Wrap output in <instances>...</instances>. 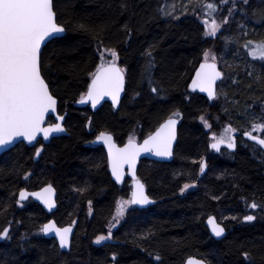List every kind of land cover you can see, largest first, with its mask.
I'll list each match as a JSON object with an SVG mask.
<instances>
[{"label": "trees", "instance_id": "1", "mask_svg": "<svg viewBox=\"0 0 264 264\" xmlns=\"http://www.w3.org/2000/svg\"><path fill=\"white\" fill-rule=\"evenodd\" d=\"M171 3L53 0L56 22L66 31L43 47L41 75L58 100V113L66 111L67 134L45 145L20 142L0 156V232L10 230L9 238L0 241V264H183L189 256L207 264H264V209L249 207L253 202L264 206V153L242 137L234 150L213 152L200 121L205 117L217 132L229 124L264 138V132L253 129L264 124V59L250 57L243 47L264 42V0L247 5L236 0V7H223L227 21L214 38L205 36L200 17H173ZM210 47L225 72L211 101L188 89ZM101 48L117 53L125 73L124 95L117 109L105 102L91 113L72 103L100 65ZM148 52L154 65L151 83L142 74ZM170 116L179 118L172 159H143L137 167L155 203L130 206L111 225L116 202L129 195L130 183L127 178L121 186L112 181L103 148L91 143L94 134L107 130L118 143L132 134L140 139ZM203 158L206 171L199 176ZM48 183L57 193L52 214L30 199L17 200L22 188ZM210 215L226 229L219 240L205 226ZM246 215L256 219L244 221ZM49 218L58 226L74 225L68 251L43 237L41 227ZM109 233L110 239L94 242Z\"/></svg>", "mask_w": 264, "mask_h": 264}, {"label": "snow or ice", "instance_id": "2", "mask_svg": "<svg viewBox=\"0 0 264 264\" xmlns=\"http://www.w3.org/2000/svg\"><path fill=\"white\" fill-rule=\"evenodd\" d=\"M243 3L247 5L249 0H243ZM205 7L211 12L216 9V5L211 2L207 3ZM233 7H236L235 3ZM164 14L169 15L170 13ZM226 21L227 18H225ZM204 23L206 24V34L211 36H215L221 27L215 20L210 25H208L206 20ZM78 28L85 31L88 30L84 24L78 25ZM65 31L66 28L59 26L55 21L53 0H0V146L12 141L17 136H23L28 141H32L35 139L36 134L41 131L45 138L50 133L64 131L59 123L48 128L41 127L45 113L50 109L55 110L56 100L50 94L48 85L41 75L40 49L41 42L46 37L49 40L56 39L59 38L58 34ZM251 43V41L248 42V44ZM109 51L113 61H115L117 53L114 50ZM253 53H258L259 57L264 59V42L256 45ZM146 55L149 59L142 74H147L149 83H151V69L154 65L150 59L151 52ZM208 55L209 53L205 52L206 58ZM212 59L215 60V57L213 56ZM220 76L221 73L217 71L215 63H201L191 86L193 88L199 87L201 91H207L209 98H213L215 95L213 84ZM123 84L122 70L116 67L115 63L107 66L100 64L92 74V82L88 86L86 97L95 105L100 97L109 95L115 105L118 102ZM151 91L155 93L158 89L153 87ZM58 119L62 120L63 117ZM175 123L176 121L173 119L166 121L139 148L130 139L123 149H117L112 143L111 136L101 133L97 139L103 140L108 146L109 165L116 179L118 181L121 179L122 166L127 163L131 167L140 151H154L158 156L172 155L171 148L172 140L175 136ZM253 129L264 132V124H253ZM228 131L230 132L231 129H228ZM245 135L261 147H264V138L248 132ZM224 142L225 140L221 138L217 143H213L211 147L218 149L219 144ZM227 146L234 148L235 143L229 139ZM40 151L41 149H37V154ZM204 168L205 164L201 162V172L204 171ZM184 187L188 188L190 185L186 184ZM183 190L181 189V191ZM43 191L50 193L52 191L51 186ZM25 196L26 193L21 190L20 198L24 199ZM44 202L48 207L53 206V202L49 198H45ZM126 203H150L148 197L144 194L142 184L137 183V190L133 193L132 200ZM124 207V203H118V216L123 215ZM249 207L252 209L261 207L264 209V206L257 205L255 202L251 203ZM243 219L251 222L256 217L254 215H246ZM209 224L215 236L220 237L225 232V229L217 224L213 217H209ZM52 230L55 231L60 247L67 248L71 229L57 228L51 221L41 228L43 233H48ZM9 231V228H5L0 232V239H8ZM110 238L111 233L108 236H97L94 242L100 244L101 241ZM245 258H248L247 254H245ZM113 259H115V255ZM186 264H204V262L189 258Z\"/></svg>", "mask_w": 264, "mask_h": 264}, {"label": "water", "instance_id": "3", "mask_svg": "<svg viewBox=\"0 0 264 264\" xmlns=\"http://www.w3.org/2000/svg\"><path fill=\"white\" fill-rule=\"evenodd\" d=\"M55 21H56V16H55ZM56 23H57V22H56ZM57 24H58V23H57ZM58 25H59V24H58ZM59 26H61V25H59ZM63 35H64V33L58 34L59 37H62ZM49 41H51V40H49V38L46 37L45 40L41 42L40 56H41V52H42L43 47H44ZM201 63H214V62H211V61H202V62H200V63L198 64V66L196 67V69L194 70V72H193V75H192V77H191V79H190V81H189V83H188V88H189V90L194 91V92H197V93L201 94L202 96L206 97L207 99L211 100L212 98H209V94H208L207 91H201L199 87L193 88V87L191 86V85H192V81H193V79L196 77V72H197V70L199 69ZM110 64H111V63H110ZM107 65H108V64H106L105 66H107ZM115 65H116V67H118L119 69H121L120 66H119L117 63H115ZM216 68H217V71H219V72L221 73V76H220L219 78H217V80H216V81L214 82V84H213V90H214V93H215V85H216V84L221 80V78H222V72H221V70L218 68L217 65H216ZM121 70H122V69H121ZM122 75H123V77H124V84H123V88H122V90L120 91L118 102H117L115 105L113 104L112 97L109 96V95H105V96L100 97L99 100H98V102L95 103V105L92 103L91 100L87 99V97H86V93H87V91H88V86H89V84H91V82H92V77H91V79H90V81H89V83H88V86H87V89H86L84 95H83L80 99L74 101V102L72 103V106L77 107V108L87 106V107L89 108L90 112H91V113H94V112L97 110V108H98L101 104H103L104 102H108V103H110V104L113 106L114 109H117L118 106H119V104H120V101H121V99L123 98V95H124L125 75H124V72H123V71H122ZM42 78H43V77H42ZM43 79H44V78H43ZM45 83H46V81H45ZM46 84H47V83H46ZM47 85H48V84H47ZM48 88H49V87H48ZM49 92H50V90H49ZM50 94H51V93H50ZM51 95H52V94H51ZM52 96H53V95H52ZM53 98L56 100L55 110H51V109H50L47 113H45L44 121L42 122L41 127H42V128H48V127H50V126H52V125H54V124L59 123V124H61V126L63 127L64 131H62V132H53V133H50L49 136H48L47 138H45L43 132L41 131V132H38V133L36 134L35 139L32 140V141H28V140L25 139L23 136H17V137H14V138L12 139V141L6 143L5 145L0 146V155H2L3 153H5V152L8 151L9 149H11L15 144L20 143V142L24 143V144L27 145V146H33V145H35L38 141H40V142H42V143H44V144H47V143H48L53 137H58V136H62V135H66V134H67V132H66V130H65V127H64V120H65L66 111H64L63 114H58V112H57L58 100H57V98H55L54 96H53ZM49 117H52V118H53V122L50 123V124H49V123H46V122H47V119H48ZM59 117H63V119H62V120H61V119H58ZM169 119H173V120L176 121L175 126H174L175 136H174V139L172 140V148H171L172 155H170V156H158V155L155 154L154 151H140L139 154L135 157L134 164H133L131 167H130L129 164H127V163H125V164L122 166V168H121V179H120L119 181H118V180L116 179V177L113 175V173H112V168H111L110 165H109L108 146L104 143L103 140H98L97 137H99L101 133H105L106 135L111 136V138H112V143L115 145V147H116L117 149H123V148L125 147V145L128 144L129 140H126L125 142H123V143H121V144H118V143L114 140L113 135H112L110 132H107V131H100V132H97V133L95 134L94 138H93V141H92L93 144H94V145H99V146L103 147V149H104V152H105L106 157H107V166H108V171H109V174H110L111 179H112L116 184H118V185H121V183L123 182L125 176H127L128 178L131 179V200H132V198H133V193L137 190V183L143 185V183H142L141 180L138 178L137 173H136L137 166H138V163L140 162V160H142V159H149V160H154V161H158V162H165V161H170V160L172 159V156H173V149H174V146H175V143H176V138H177V128H178V124H179V119H178L177 117H168V118H166L165 120H163L160 124H158L157 127H156V128L150 133V134H148L147 136L143 137L141 140H139V141H137V140H132L133 143L139 148L140 146L143 145L144 141H145L150 135H154V134L157 132V130L160 129L161 125L165 124V122L168 121ZM89 121H90V120H88V122H87V126H88V124H89ZM245 133H246V132H245ZM245 133L242 134L243 137H244L245 139H248L249 141H251V142L257 144L255 141L249 139V137L246 136ZM248 133H249V132H248ZM231 140L234 142L233 138H231ZM215 143H217V142H215ZM227 143H228V142L221 143V144H219V147H220V146L228 147V146H227ZM211 145H212V144L209 145V149L214 150V151H217V150H218V149H214V148H212ZM257 145H258V144H257ZM258 146L264 151V147H261L260 145H258ZM219 147H218V148H219ZM230 149H233V148H230ZM202 162H203V163L205 164V166H206V161H205V160H202ZM204 172H205V168H204V171H203V172H200V176H202ZM49 186H51L52 191H51L50 193H49V192H44L43 190L46 189V188H48ZM22 190L26 193V196H25L24 199H21V198H20V192H21V190H20V191L18 192V196H17V198H18V200H19L20 202H24V201L27 200V198H30L33 202H35V203L38 204L41 208H43V210H44L46 213H48V214H52V213L55 211V209H56V191H55V188H54L51 184H46V185L40 187L39 189L32 190V191H30V190H26V189H22ZM143 191H144V194L148 197L150 203H147V204H133V205H135V206H137V207H141V208H143V207H147V206H149V205L155 203V201L152 200V199L147 195V193H146V191H145V187H144V185H143ZM36 194H40V195H36ZM45 198H49V199L53 202V206H52V207H48V206L46 205V203L44 202V199H45ZM209 217H213L214 220H215V222H216L217 224H219L221 227H223L224 229H225V227H224V225H223L222 223H220V222H218V221L216 220V218L214 217V215H210V216H208V217L205 219V226H206V228H207V230H208L210 236L213 237L215 240H219V239H221L222 237H224V235L226 234V229H225V232H224L220 237L215 236V235L212 233L211 225L209 224ZM50 221L53 222L57 228H61V229H63V228H70V229H71V232L69 233V246H68L67 248H61V247H60V245H59V240H58V238L56 237V234H55V231H54V230H52V231H50V232H48V233H43V232H42V235H43L45 238H47V239H54L55 242H56V244H57V246L59 247V249H60L61 251H68V250L70 249L71 240H72V236H73V233H74V226H73V225L58 226V225L55 223V221H54L53 218H50L49 220H47L43 225L48 224ZM42 227H43V226H42ZM1 240H3V239H0V241H1ZM189 258H193V259H195V260H200V261H203L204 264H207L203 259L198 258V257H194V256H189V257H187V258L185 259V261L183 262V264H186V262H187V260H188Z\"/></svg>", "mask_w": 264, "mask_h": 264}, {"label": "rangeland", "instance_id": "4", "mask_svg": "<svg viewBox=\"0 0 264 264\" xmlns=\"http://www.w3.org/2000/svg\"><path fill=\"white\" fill-rule=\"evenodd\" d=\"M174 1H175V4H174ZM239 1L243 3V0H239ZM171 2H172L171 3L172 5L168 9L173 17L179 18L185 15L191 14V15L200 17V19L203 22L206 20L208 22V25H210L211 22L215 20L216 23L221 25L220 29L217 31V34H218L219 31L222 30L224 23H225V18H226L225 14L227 11H223L222 10L223 7L226 6L227 9L233 7V4L236 2V0H223V2L222 0H171ZM210 2L216 5V9L214 12H211L205 7V5ZM164 8L165 6L163 7V9ZM204 25H205V36L208 38H214L217 34L215 36L207 35L206 34V24L204 23ZM260 43L262 42H252L251 44L245 43L243 47H246L247 54L250 57L254 59H261L258 53H253V49L255 48V46ZM109 50H112V49L101 48L99 50L100 64L118 62L117 58L115 59V61H113V57ZM205 52L209 53V55L206 58L205 53H204L203 60L213 61L220 65L218 55L216 54L214 47L207 48ZM213 56L215 57V60L212 59ZM223 73H224L223 78H225V72L223 71ZM200 121L202 125L204 126V129L208 131V144L213 143L215 141H219L221 138H223L225 141H229L230 132L228 131V129H231V131L234 130L230 125L226 124L225 126L222 127L220 132L219 131L217 132L214 129L210 130V125L205 117H202ZM136 138L137 136L134 134L129 136V139H136ZM200 171L201 170H200V164H199L198 173H200ZM128 201H130V196L118 199L115 205V212L110 221L111 225H115L119 223L121 219L123 218L126 210L129 209L130 206H132V204L126 203ZM118 203L125 204L124 213L123 215H120V216H118V212H117Z\"/></svg>", "mask_w": 264, "mask_h": 264}, {"label": "flooded vegetation", "instance_id": "5", "mask_svg": "<svg viewBox=\"0 0 264 264\" xmlns=\"http://www.w3.org/2000/svg\"><path fill=\"white\" fill-rule=\"evenodd\" d=\"M229 125V124H228ZM234 130H232V131H230V134H229V139H231V138H233V140H234V143H235V147H236V143H237V140H238V138L239 137H242L243 138V132H245V131H243V132H241V131H237L233 126H231ZM249 132H251V133H253L254 135H257V134H255L254 132H252V131H249ZM257 133V132H256ZM260 136V135H259ZM221 148H225V147H220V149Z\"/></svg>", "mask_w": 264, "mask_h": 264}]
</instances>
